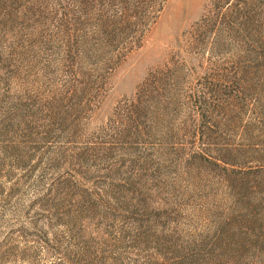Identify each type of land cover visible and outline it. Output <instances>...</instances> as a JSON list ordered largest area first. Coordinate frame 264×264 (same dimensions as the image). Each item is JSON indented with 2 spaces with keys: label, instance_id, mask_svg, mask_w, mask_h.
<instances>
[{
  "label": "rangeland",
  "instance_id": "374dc122",
  "mask_svg": "<svg viewBox=\"0 0 264 264\" xmlns=\"http://www.w3.org/2000/svg\"><path fill=\"white\" fill-rule=\"evenodd\" d=\"M0 0V264H264V0Z\"/></svg>",
  "mask_w": 264,
  "mask_h": 264
},
{
  "label": "trees",
  "instance_id": "16d2710c",
  "mask_svg": "<svg viewBox=\"0 0 264 264\" xmlns=\"http://www.w3.org/2000/svg\"><path fill=\"white\" fill-rule=\"evenodd\" d=\"M256 0H214V3L210 11H213V14L216 17H219V14H222L221 10H230V12L237 11L240 19L247 20L248 18L254 17V12H251V7H253Z\"/></svg>",
  "mask_w": 264,
  "mask_h": 264
}]
</instances>
